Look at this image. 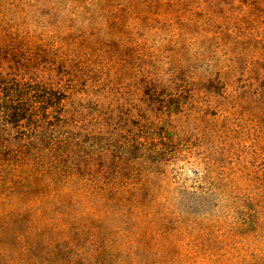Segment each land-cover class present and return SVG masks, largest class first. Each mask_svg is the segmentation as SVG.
I'll return each instance as SVG.
<instances>
[{"label": "rangeland", "instance_id": "obj_1", "mask_svg": "<svg viewBox=\"0 0 264 264\" xmlns=\"http://www.w3.org/2000/svg\"><path fill=\"white\" fill-rule=\"evenodd\" d=\"M0 47L43 86L39 151L0 135V264H264V15L0 0Z\"/></svg>", "mask_w": 264, "mask_h": 264}, {"label": "trees", "instance_id": "obj_2", "mask_svg": "<svg viewBox=\"0 0 264 264\" xmlns=\"http://www.w3.org/2000/svg\"><path fill=\"white\" fill-rule=\"evenodd\" d=\"M224 1H239L243 6L264 15V0ZM8 62H10V56L5 54L4 49L0 47V135L15 131L28 137V139L31 138L24 147L31 150L38 149L36 144L41 139L38 137L40 129L38 120L35 117L36 112L41 108H38L35 104L37 103L36 100L40 98L38 95H42L43 86L39 84L33 85L31 82L24 81L23 78H18L17 74L6 72V69L10 68L6 66ZM33 92L35 93L34 95H32ZM24 122L26 123L23 124ZM22 128H29L35 134L29 137L28 133L24 134L21 131ZM5 149L3 150L4 152Z\"/></svg>", "mask_w": 264, "mask_h": 264}]
</instances>
